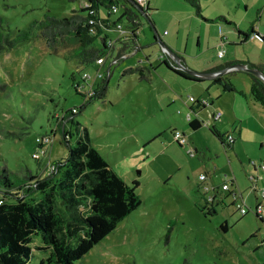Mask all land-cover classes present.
I'll list each match as a JSON object with an SVG mask.
<instances>
[{
	"label": "rangeland",
	"instance_id": "rangeland-1",
	"mask_svg": "<svg viewBox=\"0 0 264 264\" xmlns=\"http://www.w3.org/2000/svg\"><path fill=\"white\" fill-rule=\"evenodd\" d=\"M81 2L0 0V30L14 35L32 19L69 15ZM198 2L200 15L187 0H148L155 32L185 66L209 71L206 68L231 59L264 61V39L240 43L236 36V27L249 30L250 26L264 36V0ZM101 12L105 15L104 9ZM220 15L231 23L218 20ZM139 19L138 47L125 51L117 64L107 57L104 66L96 62L80 65L61 49L52 52L39 37L0 51V168L15 177L45 174L54 160L65 157L68 147L56 122L67 110L81 105L85 99L81 94L86 95L90 84L101 81L94 77V70L105 71L111 65L105 94L73 118L86 126L92 144L126 183L138 181L135 191L141 203L72 264H260L264 261V222L255 215L254 206L264 186V109L250 99L246 103L238 93L211 85L212 78L197 81L176 75L162 63L161 47L150 23L142 13ZM106 33L117 34L114 29ZM221 34L226 37L224 43ZM92 44L100 46L101 42L95 37ZM219 49L222 56H218ZM135 65L143 67L146 80L134 72L121 75L124 68ZM83 70L92 77L82 86ZM228 76L249 95L250 78L245 71ZM199 95L226 106L227 111L220 112L227 123L220 127L234 134L238 144L234 150L228 146L225 150L205 122L197 129L189 127L185 116L192 104L189 96ZM239 123L240 136L233 131ZM62 124L73 132L71 144L83 138L77 124L65 120ZM176 130L183 131L185 143L173 139ZM42 135L51 138L39 147ZM189 148L194 154H188ZM201 172L218 187L231 178L243 197L237 201H243L247 211L240 214L232 196L221 190L224 198L208 213L210 204L201 199L205 181L198 190ZM258 201L264 218V199L258 197ZM224 223L227 228L223 230ZM31 244H40L39 237H32ZM46 255L47 251L33 249L29 264H37Z\"/></svg>",
	"mask_w": 264,
	"mask_h": 264
},
{
	"label": "trees",
	"instance_id": "trees-1",
	"mask_svg": "<svg viewBox=\"0 0 264 264\" xmlns=\"http://www.w3.org/2000/svg\"><path fill=\"white\" fill-rule=\"evenodd\" d=\"M187 1L200 15L198 0ZM113 5L116 6L114 11ZM101 9H104L105 15ZM148 11V0L143 3L138 0H123L122 3L119 0H82L79 9H73L69 15L56 17L46 14L41 19H32L25 28L18 29L14 35L10 31L0 30V51L39 37L52 52L56 53L61 49L80 65L91 64L99 57L104 61L110 57L117 64L125 51L138 47L140 13L146 17L151 28H154ZM217 19L226 24L231 23L222 15ZM118 24L123 25L127 33L112 38L114 42L110 49L111 52H116L114 55L107 51L105 39L109 38V35L106 30H116ZM236 29L239 42H243L248 32L238 27ZM252 29L250 26V30ZM95 37L101 42L100 46L92 44ZM160 57L162 63L176 75L190 80H202L176 67V63L165 52H162ZM236 62L238 61H226L209 70H220ZM242 62L256 66L264 73V64ZM111 71V65L107 66L104 71L106 75L92 86L91 95L82 93L85 99L81 105L67 110L61 115L60 121L56 122V127L62 130V140L66 143L68 152L65 157L53 161V170H48L45 174L26 173L23 177H15L8 174L4 167L0 168V264H29L33 249L47 251V255L39 258L37 264H72L113 230L118 221L140 205L141 198L135 191L138 181L126 183L92 144L86 126H81L73 118L87 103L105 94ZM235 71L239 70L214 76L211 85L218 84L222 91L244 95L228 76ZM133 72L137 73L140 79H147L140 65L124 68L121 75ZM245 73L250 78V99L264 109V82L250 72ZM81 79L83 84L84 79ZM78 86L79 83L75 81L74 88L77 92ZM199 105L196 100L189 107L198 109L201 107ZM56 118L59 120L58 116ZM64 120L77 124L83 138L71 144L73 132L71 128L64 129ZM201 124L196 117L188 120L191 129H197ZM209 130L224 148L229 145L225 141L226 134L220 133L214 125H210ZM37 146L44 145L39 141ZM230 183L233 181L230 180ZM210 210L215 211L213 204L208 213ZM254 213L264 222L261 214ZM221 228L226 229V223L221 224ZM34 236L39 237L40 244H31ZM260 264H264V261Z\"/></svg>",
	"mask_w": 264,
	"mask_h": 264
},
{
	"label": "built area",
	"instance_id": "built-area-1",
	"mask_svg": "<svg viewBox=\"0 0 264 264\" xmlns=\"http://www.w3.org/2000/svg\"><path fill=\"white\" fill-rule=\"evenodd\" d=\"M138 1L141 2V3L144 2V0H138ZM112 10L113 11L116 10V6L115 5L112 6ZM92 21L93 20H91V22ZM107 30H111V29H107ZM115 31L117 32V34L115 36H113V37L112 36H109V38H106L105 39L106 46L108 47L107 48V51L110 52L111 54H114V52H115V51L111 52V49H110L111 46L113 45V42H114V39H112V38L127 33V30L122 25H120V24L117 25V29ZM90 32H93V31H90ZM222 42L223 41H221V43ZM114 55H116V53ZM222 55H223V50L222 49H219L218 50V56H222ZM123 56H125V55H122V57ZM112 61L114 62L115 60L112 59ZM95 62L98 63V64H100V65H102L105 61H104V59H102L101 57H99V58L96 59ZM93 75L96 78H102L104 76V71H102L99 68H97V69L94 70ZM81 77L85 81H87V80H89L92 77V75H91V73L88 70H83L81 72ZM83 85L84 84H82V86ZM92 86H93V84H90V88L86 91V95H91V93H92ZM189 100L192 101V102H194V101L197 100L199 102V104H200L199 106H201L203 108L210 105V101L207 100V99H205V98H196V97H193V96H189ZM191 111H192V109H190V107H189V110L186 113V119L187 120H189L191 118ZM208 115H209V117L212 120H217V119H220L221 118V112L220 111H216V110L210 111L208 113ZM64 136L67 137V134H65ZM50 138L51 137L48 136V135L42 136V138L40 139L41 145H46V143L50 140ZM173 139L176 140L180 144L186 142L184 133L179 132V131H174L173 132ZM233 140H234V137H233V135L231 133H228L225 136V141L227 143L230 144V143L233 142ZM42 147H44V146H42ZM187 152H188V154L192 155V154H194L195 151H194L193 148H189L187 150ZM262 168L264 170V167H262ZM53 169H54V165L51 163V165L49 167V171H51ZM198 176H199L200 182L206 180V178H207V174L205 172H201ZM254 179H256V178H254ZM232 184L233 183H230V181H229V183L225 181V182H223V183L220 184L221 187H218L217 186L216 188H220L221 190H226L228 192V195L232 196L231 202H233L235 208L239 211L240 214H244L247 211V208L243 205L244 202L242 201L243 202L242 203L240 201H237L238 197L240 198V200H242V198H243L242 197V194L241 193L238 194L235 191V188L233 187ZM201 187H202L203 191H208L209 189H214L212 186L208 185L206 182H204L201 185ZM258 192H259V194L257 196V200H256V203H255V206H254V210H255V212H258L259 214H261L262 206H261V203L258 201V197H261V198L264 199V186L263 187L261 186L259 188ZM214 199H215V196L212 195V194H210V195L206 196V199L205 200H206L207 203H209L211 205L212 202L214 201Z\"/></svg>",
	"mask_w": 264,
	"mask_h": 264
},
{
	"label": "crops",
	"instance_id": "crops-1",
	"mask_svg": "<svg viewBox=\"0 0 264 264\" xmlns=\"http://www.w3.org/2000/svg\"><path fill=\"white\" fill-rule=\"evenodd\" d=\"M258 30V29H257ZM244 31H246L247 32V30H244ZM259 31V30H258ZM260 32V31H259ZM221 37H225V36H223V34H221ZM221 37H220V42L221 41H223V43L225 42V40H226V37H225V39H221ZM255 41H258V40H255ZM259 43H261V41H258ZM241 43V42H240ZM232 60H237V61H240V60H238V59H231V60H226V61H232ZM225 61V62H226ZM243 61H249V60H243ZM111 62H113V61H111ZM225 62H223V63H225ZM242 62V61H241ZM250 62V61H249ZM223 63H221V64H223ZM252 63H254V64H264V61H262V62H257V61H254V62H252ZM219 65V64H218ZM102 66H104V63L102 64ZM109 66V65H108ZM215 65H212V66H210L209 68H206L207 70H209V69H211L212 67H214ZM229 71H231V70H229ZM228 71V72H229ZM211 86V85H210ZM250 88V87H249ZM238 89V88H237ZM240 91H242V93L244 94V95H242V94H240V93H238V94H240L242 97H244L245 98V102L248 100V99H250V97H249V95H246V92L243 90V89H239ZM235 93H237V92H235ZM217 96H221V94H218ZM205 98L206 99V97H205V95H199L198 97H196V98ZM249 97V98H248ZM234 98V97H233ZM207 100H209V99H207ZM234 100V99H233ZM251 100V99H250ZM174 101V100H173ZM210 101V109L211 108H213L214 110H221L222 111V109L226 112L227 110H226V106L224 105V104H222V103H220L219 102V100L216 102V101H214V100H209ZM252 101V100H251ZM253 102V101H252ZM247 103V102H246ZM255 103V102H254ZM189 106H191V104H189L188 106H187V111L189 110ZM209 108H208V106L207 107H200V108H195V107H193V109H192V111H191V118H194V117H196L198 120H200L201 121V123H203V122H205V124L206 125H208V126H210V125H214L215 126V128L220 132V133H224V134H228V133H231L230 132V130L228 129V128H221L220 126H222V125H224V124H226L227 123V121L225 120V119H223V114H222V112H221V118L220 119H217V120H212L210 117H209V115H208V113L210 112V111H214V110H210ZM187 111H186V113H187ZM192 114L194 115V116H192ZM186 116V115H185ZM233 118H236V115H235V112L233 113ZM233 118H232V121H233ZM241 124L239 123V125H238V127L236 126V127H234V129H233V131L234 132H237V134H238V136H240L241 135V131H242V128H241ZM231 127H233L232 125H231ZM177 131V130H176ZM232 131V130H231ZM179 132H182L183 133V131L181 130V131H179ZM233 136H234V134H233ZM238 146V144L236 145L235 144V136H234V140H233V142L232 143H230L229 145H228V147L227 148H229V149H235V147H237ZM227 148H224L225 150L227 149ZM194 149L196 150V147H194ZM251 164H252V166H253V170L254 171H257V168L255 167L256 166V163L254 162V161H251V159H249L248 160ZM262 170H263V168H262ZM263 172H264V170H263ZM200 174V173H199ZM207 174V173H206ZM208 175V174H207ZM256 175H257V177H258V175L259 174H257L256 173ZM262 175H264L263 173H262ZM231 179V178H230ZM230 179H229V181H230ZM258 179V178H257ZM208 185H210V186H212L214 189H209L208 191H204V192H201V199L202 198H204V199H206V196H208V195H210V194H212V195H214L215 196V199H214V201H217V200H221V199H223L224 198V196H222L220 193V191H221V189H218L217 190V186L218 185H213L212 183H209L208 181H207V178H206V180H204ZM223 183V182H222ZM233 185V184H232ZM233 187H235V186H233ZM198 190L200 191V179H199V176H198ZM202 191V190H201ZM224 195V194H223ZM226 196H228V192L226 191V194H225ZM205 196V197H204ZM256 200H257V197H256ZM213 201V202H214ZM205 202H206V200H205ZM207 203V202H206ZM207 204H209V203H207ZM213 204V203H212ZM211 204V205H212ZM210 205V206H211ZM214 205V204H213ZM208 206V205H207ZM262 206V205H261ZM261 213L263 214V212H262V209H261ZM263 216V215H262Z\"/></svg>",
	"mask_w": 264,
	"mask_h": 264
},
{
	"label": "water",
	"instance_id": "water-1",
	"mask_svg": "<svg viewBox=\"0 0 264 264\" xmlns=\"http://www.w3.org/2000/svg\"><path fill=\"white\" fill-rule=\"evenodd\" d=\"M152 29L154 31L155 40H157V42L159 43L161 47V51L165 52L176 63V67L181 68L182 70H184L185 72H187L188 74L194 77H197L200 79L213 78L214 76L225 73L229 70H243V71L254 74L255 76L259 77L264 82V73L262 72V70H260L256 66L248 65L247 63H244L241 61H238L230 65H226L220 70L196 71V70L190 69L187 66H185V64L182 62L179 55L174 53L164 42L160 40L157 33L155 32V29L154 28ZM254 33L257 36L261 35V33L258 31H255Z\"/></svg>",
	"mask_w": 264,
	"mask_h": 264
},
{
	"label": "flooded vegetation",
	"instance_id": "flooded-vegetation-1",
	"mask_svg": "<svg viewBox=\"0 0 264 264\" xmlns=\"http://www.w3.org/2000/svg\"><path fill=\"white\" fill-rule=\"evenodd\" d=\"M252 28H253V26H252ZM255 31H258L257 30V28H255V30L254 29H252V30H247V32H248V36L243 40V41H246V40H248V39H253V40H258V41H263V39H264V36H263V34L261 33V35H259V36H257L254 32ZM259 32V31H258ZM228 72V71H227ZM218 201V200H217ZM217 201H214L213 202V204L214 203H216Z\"/></svg>",
	"mask_w": 264,
	"mask_h": 264
}]
</instances>
